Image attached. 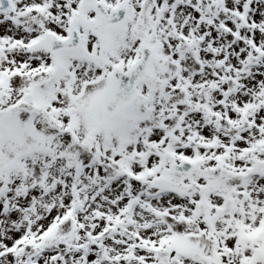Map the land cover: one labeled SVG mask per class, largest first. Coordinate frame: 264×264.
Segmentation results:
<instances>
[{
  "label": "snow or ice",
  "instance_id": "snow-or-ice-1",
  "mask_svg": "<svg viewBox=\"0 0 264 264\" xmlns=\"http://www.w3.org/2000/svg\"><path fill=\"white\" fill-rule=\"evenodd\" d=\"M0 264H264V0H0Z\"/></svg>",
  "mask_w": 264,
  "mask_h": 264
}]
</instances>
